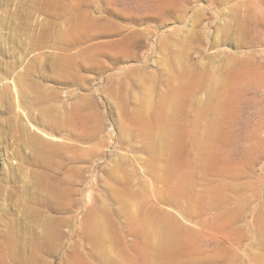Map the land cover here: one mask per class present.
Wrapping results in <instances>:
<instances>
[{
	"label": "rangeland",
	"instance_id": "rangeland-1",
	"mask_svg": "<svg viewBox=\"0 0 264 264\" xmlns=\"http://www.w3.org/2000/svg\"><path fill=\"white\" fill-rule=\"evenodd\" d=\"M261 1L0 0V264H264Z\"/></svg>",
	"mask_w": 264,
	"mask_h": 264
},
{
	"label": "bare ground",
	"instance_id": "bare-ground-1",
	"mask_svg": "<svg viewBox=\"0 0 264 264\" xmlns=\"http://www.w3.org/2000/svg\"><path fill=\"white\" fill-rule=\"evenodd\" d=\"M261 1V0H260ZM264 1V0H263ZM262 2V1H261ZM262 3H264V2H262ZM261 6H262V4H261ZM255 22V21H254ZM253 24H256V25H260V23H257V22H255V23H253ZM71 44V43H70ZM73 44V43H72ZM242 45L240 44V42L238 41V47H241ZM67 48V47H66ZM62 60L60 59V62H61ZM56 70H57V74H58V76H59V74H60V72H58L59 70L57 69V68H55ZM238 77V84H240L243 80H244V78H245V76L243 75V74H238V71L236 72V75H235V78H237ZM183 81V80H182ZM181 81V82H182ZM173 100V99H172ZM171 103H173L172 101H171ZM168 111H170V110H168ZM168 115H170V113L168 114ZM161 116V115H160ZM165 117V116H164ZM163 117V118H164ZM159 118H162V117H159ZM161 119L160 121H158L159 122V129H160V132H161V134L164 136V138H166V139H170V138H172L173 137V135H174V132H173V129L172 128H170V126L169 125H167V123L168 122H165L164 121V119ZM166 118V117H165ZM157 120V119H156ZM157 126V125H156ZM169 126V127H168ZM149 124H147L146 125V129H147V134H148V136H150L149 134H150V132H149ZM164 128V129H163ZM151 129V128H150ZM165 131V132H164ZM159 132V133H160ZM152 134V133H151ZM161 136V135H160ZM162 137V136H161ZM151 138V137H150ZM162 141V140H161ZM43 144V143H42ZM43 146H44V148H45V150L46 151H44L45 152V154L46 155H51V153H53V152H51L53 149V147H51L50 145H46V144H43ZM43 148V149H44ZM150 220L151 221H153L151 218H150ZM167 219H165V218H160L158 221H156L155 223L154 222H152V226H153V229H155V230H157V231H160L161 230V228L160 227H164L165 228V231H166V234H165V238H166V240L168 239L169 241H171V240H174V238H175V232H174V230L172 229L173 227H172V225H169V224H167ZM168 241V242H169Z\"/></svg>",
	"mask_w": 264,
	"mask_h": 264
}]
</instances>
